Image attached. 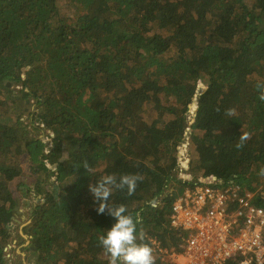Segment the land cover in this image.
<instances>
[{"label": "trees", "instance_id": "trees-1", "mask_svg": "<svg viewBox=\"0 0 264 264\" xmlns=\"http://www.w3.org/2000/svg\"><path fill=\"white\" fill-rule=\"evenodd\" d=\"M0 70V264H109L115 219L88 187L105 174L143 176L109 202L155 264L153 241L186 237L166 221L186 188L264 208V0H0Z\"/></svg>", "mask_w": 264, "mask_h": 264}, {"label": "built area", "instance_id": "built-area-1", "mask_svg": "<svg viewBox=\"0 0 264 264\" xmlns=\"http://www.w3.org/2000/svg\"><path fill=\"white\" fill-rule=\"evenodd\" d=\"M231 183L220 187L197 184L174 198L166 213L167 223L187 234L180 248L164 247L153 241L166 264H226L239 257L237 264L264 262V208L250 206V194L238 199Z\"/></svg>", "mask_w": 264, "mask_h": 264}, {"label": "clouds", "instance_id": "clouds-1", "mask_svg": "<svg viewBox=\"0 0 264 264\" xmlns=\"http://www.w3.org/2000/svg\"><path fill=\"white\" fill-rule=\"evenodd\" d=\"M257 88L261 90L259 99L264 101V83H258ZM250 138V133L241 132L235 147L238 150L243 148ZM84 167L89 171L86 164ZM259 174L264 175V168L260 169ZM142 180L143 176L138 173H125L119 176L112 173L101 176L95 184L88 186L96 203V212L110 215L115 219L111 227L97 237L99 246L109 258V264H155L152 247L143 242L144 232L142 230L137 232V226L142 223L140 215L131 213L123 203L114 205L109 202L114 191H126L128 195H133L138 182Z\"/></svg>", "mask_w": 264, "mask_h": 264}, {"label": "rangeland", "instance_id": "rangeland-1", "mask_svg": "<svg viewBox=\"0 0 264 264\" xmlns=\"http://www.w3.org/2000/svg\"><path fill=\"white\" fill-rule=\"evenodd\" d=\"M0 79H3V76H2L1 73H0ZM44 172H45V170H44V168H43V169L39 172V174H43ZM32 201H33L34 204L37 203V201L34 200V199H33ZM15 221L17 222V224H19V225H18V233H17V231H14V233H12V234L17 238V240L19 241V243H21L20 239H22V238H24V237H22V236L20 235V233L24 234V232H23V227H24V225L29 221V219H28V215H27V214H22V215H20L19 219L16 218ZM18 234H19V235H18ZM17 235H18V237H17ZM16 251H17L18 253L21 252L20 247H19Z\"/></svg>", "mask_w": 264, "mask_h": 264}, {"label": "water", "instance_id": "water-1", "mask_svg": "<svg viewBox=\"0 0 264 264\" xmlns=\"http://www.w3.org/2000/svg\"><path fill=\"white\" fill-rule=\"evenodd\" d=\"M0 73L2 74V71H1V70H0ZM20 235H21L22 237L26 238V236H25L24 234L20 233Z\"/></svg>", "mask_w": 264, "mask_h": 264}]
</instances>
